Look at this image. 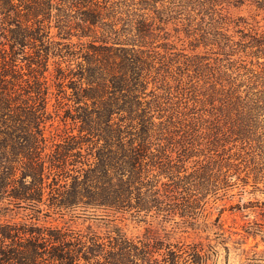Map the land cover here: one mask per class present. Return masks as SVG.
Returning a JSON list of instances; mask_svg holds the SVG:
<instances>
[{"label": "trees", "instance_id": "obj_1", "mask_svg": "<svg viewBox=\"0 0 264 264\" xmlns=\"http://www.w3.org/2000/svg\"><path fill=\"white\" fill-rule=\"evenodd\" d=\"M52 1L0 0V37L8 41L6 47L0 39V202L7 199L17 206L45 204L48 211L56 213L83 207L145 215L154 210L163 217L191 215L198 206L188 200L171 201L170 193L194 184L211 189L219 185L220 176L221 183H225L231 174L220 168L214 171L212 164L232 166L230 160L240 157L238 150L231 153L237 142H248L251 148L252 134L257 127L264 128V91H253L254 84L264 79V64L250 60V66H261L257 71L229 62L223 70L218 66L211 72L214 81L210 88L224 93L226 103L220 105L218 115L211 113L210 125L205 124L204 115L187 119L184 110L161 101L154 93L153 100L140 109L139 86L145 90L149 81H157L159 70L165 68L152 69L149 55L141 59L133 49L115 47L109 41L115 31L112 23L104 21V6L95 3V7L83 9L87 0H58L67 3L63 5L67 10L70 3L82 6L78 8L81 24L76 26L80 32L61 33L80 40L67 46L66 52L71 61L78 57L82 61L74 65L75 69H67L70 77L80 81L70 86L72 100L80 105L72 118L79 123L77 134L62 130L56 139L45 133L46 120L42 118L49 88L44 76L33 75L32 83L30 78L21 79L16 74L14 56L17 44L25 45V38L34 42L38 39V35L34 37L20 27L19 7L22 5L27 20L29 16H46ZM256 2L264 8V0ZM67 22L62 20L64 29L69 26ZM246 36L249 46L255 47L252 56L257 60L264 58V31L259 33L252 28ZM88 37L92 39L83 46L81 39ZM240 68L245 71L243 75ZM153 72L158 75L149 79ZM63 78L60 74L57 79ZM215 83L221 88L215 89ZM22 90L36 93L41 105L35 107L30 98H23ZM193 156H203L201 169L180 175L185 161ZM2 204L0 264H79L81 259L87 264H127L121 258L128 253L122 246L124 238L119 237L111 249H105L94 237H70L57 225L38 226L4 218L6 207ZM156 244L150 236L147 238L143 245L144 264H180L179 247L175 253L167 246L161 263L152 258L160 248ZM184 252L190 260L187 264H205V254L198 245Z\"/></svg>", "mask_w": 264, "mask_h": 264}, {"label": "rangeland", "instance_id": "obj_2", "mask_svg": "<svg viewBox=\"0 0 264 264\" xmlns=\"http://www.w3.org/2000/svg\"><path fill=\"white\" fill-rule=\"evenodd\" d=\"M95 3L104 6L102 10L107 17L104 21L113 24L115 35L112 34L109 41L114 42L115 47L133 49L141 59L149 55L152 69L165 68V71L159 70L157 81L151 78L158 74H151L145 90L139 86L137 106L140 109L153 100L154 93L160 96L161 101H169L184 110L187 119L204 115L205 124L210 125L211 113L218 115L220 105L226 103L224 93L210 88L214 81L211 72L218 66L223 70L229 62L257 71L261 66H250V60L264 64V58L257 60L252 56L255 47L249 46L246 36L252 28L259 33L264 31V8L256 0H87L83 9L95 7ZM66 4L54 0L46 16H29L31 19L27 20L21 5L20 27L34 37L38 35V39L34 42V39L25 38V45L17 44L14 55L18 77L30 78L32 83L33 75L40 77L42 73L44 76L49 88L46 113L42 118L46 120L45 133L53 134L56 139L62 130L77 134L79 126L72 118L80 105L72 100L74 95L70 86L80 81L70 77L67 69H75L74 65L82 61V57L71 61L66 51L67 46L80 40L61 33L64 30L71 34L80 32L76 26L81 24L78 8L82 6L70 3V10H67L63 6ZM64 19L69 21L65 29ZM0 39L7 47L8 41ZM91 39L82 38L83 46ZM56 48L62 51L58 52ZM41 54L43 57L40 58ZM195 65L202 68L197 69ZM239 72L243 75L245 71L240 68ZM60 74L64 75L62 80L57 79ZM179 79L183 82L180 83ZM214 87L220 89L221 85L215 83ZM253 87V91L263 93L264 79L261 78ZM244 88L243 85L241 89ZM20 92L23 98H30L35 107L41 105L36 93ZM245 95V92L241 93V96ZM256 130L251 136V148L248 142H237V147L231 149V153L235 150L240 152L239 158L230 160L232 166L222 165L223 162L212 164L214 171L220 168L221 172L231 174L225 183H221L220 176L219 185L211 189L205 190L194 184L170 193L171 201L180 203L188 200L198 206L191 215L163 217L154 210L145 215L142 212H111L83 207L56 213L48 211L45 204L22 203L17 206L6 199L3 204L0 202L6 207L4 218L38 226L57 225L70 237L85 240L94 237L105 249H111L119 237L124 238L126 242H122V246H126L128 253L121 258L127 264L145 263L143 245L149 236L160 247L152 256L160 263L168 246L175 253L178 247L182 249L178 263L186 259L184 264H187L190 260L184 251L198 245L205 254V264H264V128L257 127ZM202 159L203 156L189 158L180 175L201 169L205 163ZM161 180L165 181V178ZM99 259L103 261V257L99 256ZM79 264L87 263L81 259Z\"/></svg>", "mask_w": 264, "mask_h": 264}]
</instances>
